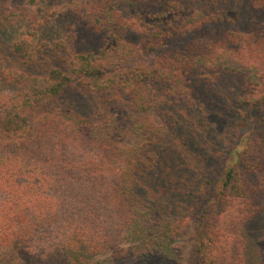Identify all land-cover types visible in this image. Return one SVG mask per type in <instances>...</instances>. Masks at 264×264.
I'll return each instance as SVG.
<instances>
[{"label":"trees","instance_id":"obj_1","mask_svg":"<svg viewBox=\"0 0 264 264\" xmlns=\"http://www.w3.org/2000/svg\"><path fill=\"white\" fill-rule=\"evenodd\" d=\"M68 1L0 0V264H177L162 244L191 229L195 264H247L264 0Z\"/></svg>","mask_w":264,"mask_h":264},{"label":"rangeland","instance_id":"obj_2","mask_svg":"<svg viewBox=\"0 0 264 264\" xmlns=\"http://www.w3.org/2000/svg\"><path fill=\"white\" fill-rule=\"evenodd\" d=\"M65 4H67L64 7H61L57 10V13L61 10H65L68 6L71 7L69 4L70 1L68 0H62ZM49 4H52L51 2ZM54 6L58 8L60 4H57ZM69 15V14H68ZM72 15L71 18L65 19V24L63 21L54 23L52 19H50L49 22H52L49 26L51 27L52 32H56L58 30V26L60 29L67 30V33H73L74 37L72 40V44H69L66 46V49L68 47H73L74 44L79 42H84L87 40L85 37V34L89 33L83 24H79L81 17L79 14H70ZM54 23V24H53ZM72 28V31L70 30ZM88 36V35H87ZM58 37V34H55L54 37H52V40L56 39ZM82 37V39H81ZM75 38V39H74ZM80 39L82 41H80ZM196 76H200L203 80L206 76L210 81L213 82L216 86L220 87L222 92L221 94L218 93V98L221 102L222 107L228 111L227 105H226V97H233V94L237 91L238 88H228L227 83H229V80L232 81L230 77H223L221 78L219 83H215L216 80H218V77L215 76L212 73L204 75V77L201 74H197ZM202 81V80H201ZM214 89V88H213ZM227 100V99H226ZM240 238L242 240V244L244 245V256L245 261L247 264H259L260 258L264 257V202H262L260 213L250 222L245 224L242 229L240 230ZM194 231L191 229L188 233L182 236H173L169 238V240H164V244H162V248H166L167 245L168 248L171 250V252L174 253L177 264H195V255H196V245L194 242ZM134 243H132V247L136 248L141 246L140 240L136 239L133 240ZM163 242V241H160ZM126 247L129 248V245L126 244ZM131 247V248H132ZM144 252L140 251V255ZM129 254L134 255V257L138 254H134L133 251ZM91 262H94L95 264H113L110 255L104 254L101 256L93 257V259L90 260Z\"/></svg>","mask_w":264,"mask_h":264}]
</instances>
